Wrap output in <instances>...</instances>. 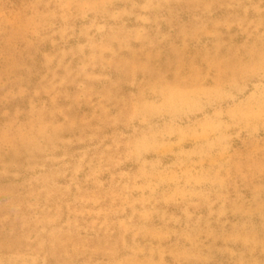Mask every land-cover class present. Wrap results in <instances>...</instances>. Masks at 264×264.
Wrapping results in <instances>:
<instances>
[{
	"label": "rangeland",
	"instance_id": "1",
	"mask_svg": "<svg viewBox=\"0 0 264 264\" xmlns=\"http://www.w3.org/2000/svg\"><path fill=\"white\" fill-rule=\"evenodd\" d=\"M0 264H264V0H0Z\"/></svg>",
	"mask_w": 264,
	"mask_h": 264
}]
</instances>
